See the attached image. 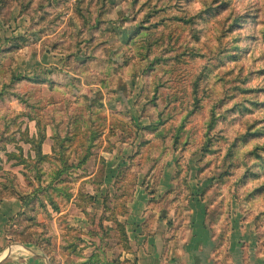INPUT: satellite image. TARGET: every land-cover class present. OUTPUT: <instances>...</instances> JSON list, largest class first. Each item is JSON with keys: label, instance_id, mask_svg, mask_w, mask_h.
<instances>
[{"label": "rangeland", "instance_id": "obj_1", "mask_svg": "<svg viewBox=\"0 0 264 264\" xmlns=\"http://www.w3.org/2000/svg\"><path fill=\"white\" fill-rule=\"evenodd\" d=\"M141 187L264 264V0H0V250L109 264Z\"/></svg>", "mask_w": 264, "mask_h": 264}, {"label": "crops", "instance_id": "obj_2", "mask_svg": "<svg viewBox=\"0 0 264 264\" xmlns=\"http://www.w3.org/2000/svg\"><path fill=\"white\" fill-rule=\"evenodd\" d=\"M165 182L160 186L172 189ZM158 192L149 195L141 187L125 203V214L107 211L111 229L102 260L109 264L115 257L120 264H249L244 248L235 242L236 233H220L212 227L201 200L176 198L172 192L164 198ZM100 262L95 259L93 264ZM0 264L52 263L37 245L12 242L0 250Z\"/></svg>", "mask_w": 264, "mask_h": 264}, {"label": "trees", "instance_id": "obj_3", "mask_svg": "<svg viewBox=\"0 0 264 264\" xmlns=\"http://www.w3.org/2000/svg\"><path fill=\"white\" fill-rule=\"evenodd\" d=\"M45 137V136H44ZM39 153H41V152H39ZM100 258V257H99ZM92 262H94V259H93V261ZM80 264H88V262H82V263H80Z\"/></svg>", "mask_w": 264, "mask_h": 264}, {"label": "built area", "instance_id": "obj_4", "mask_svg": "<svg viewBox=\"0 0 264 264\" xmlns=\"http://www.w3.org/2000/svg\"><path fill=\"white\" fill-rule=\"evenodd\" d=\"M69 1L77 2L78 0H69Z\"/></svg>", "mask_w": 264, "mask_h": 264}]
</instances>
